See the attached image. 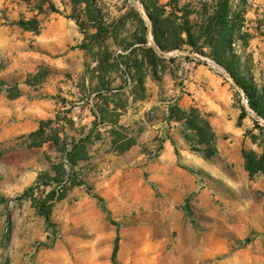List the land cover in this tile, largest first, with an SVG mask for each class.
Returning <instances> with one entry per match:
<instances>
[{"label": "rangeland", "instance_id": "obj_1", "mask_svg": "<svg viewBox=\"0 0 264 264\" xmlns=\"http://www.w3.org/2000/svg\"><path fill=\"white\" fill-rule=\"evenodd\" d=\"M51 1L63 14L39 16L38 34L0 26V264H264V120L243 90L188 46L155 69L100 68L69 0ZM96 2L113 59L131 58L140 18L154 45L139 0ZM233 3L241 76L264 91V0Z\"/></svg>", "mask_w": 264, "mask_h": 264}, {"label": "trees", "instance_id": "obj_2", "mask_svg": "<svg viewBox=\"0 0 264 264\" xmlns=\"http://www.w3.org/2000/svg\"><path fill=\"white\" fill-rule=\"evenodd\" d=\"M38 12L32 19L21 18L12 21L7 13L0 10V25H15L23 30L40 33L43 21L39 16L63 14L51 0H38L32 5L31 0H22ZM151 22V34L153 46H149V28L145 21L140 18L141 32L132 36L134 42L129 45L131 58L126 62L113 59L105 42L114 37V28L106 21L102 11L98 8L96 0H69L73 14L70 17L85 34L87 43L81 48L93 49L98 43L99 51L96 54L100 68L108 65L111 60L112 66L124 65L126 68L139 67L147 71L164 63L160 54L182 50L188 46L202 56H208L225 69L233 81L239 86L248 99L249 107L264 120V91L256 84L248 83L241 76L240 63L233 52V44L244 38L243 29L245 23V11L235 10L233 0H209L202 5L203 13L191 11L188 7L168 11L167 5H161L158 0H139ZM172 2H176L172 0ZM181 14V15H180ZM197 16L200 21H192L191 16ZM113 35V36H112ZM89 40V42H88ZM205 49L209 51L207 54ZM139 53V54H138ZM118 60V61H117ZM146 76V75H145ZM145 76L140 79L143 87ZM243 118L241 115L240 119ZM207 127V125H205ZM250 173L255 172L250 165L247 166ZM99 202L103 199L97 197ZM3 202V201H2ZM189 213L188 204L184 207ZM47 216V215H46ZM49 221V217H46ZM118 250V242L115 246L114 258Z\"/></svg>", "mask_w": 264, "mask_h": 264}, {"label": "crops", "instance_id": "obj_3", "mask_svg": "<svg viewBox=\"0 0 264 264\" xmlns=\"http://www.w3.org/2000/svg\"><path fill=\"white\" fill-rule=\"evenodd\" d=\"M0 26H4V25H0Z\"/></svg>", "mask_w": 264, "mask_h": 264}]
</instances>
